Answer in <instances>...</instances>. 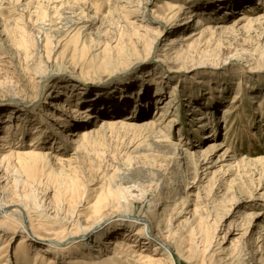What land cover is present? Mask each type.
I'll return each mask as SVG.
<instances>
[{"label":"bare ground","instance_id":"bare-ground-1","mask_svg":"<svg viewBox=\"0 0 264 264\" xmlns=\"http://www.w3.org/2000/svg\"><path fill=\"white\" fill-rule=\"evenodd\" d=\"M105 1L108 5L105 14L101 12L100 6L92 3L91 8L94 10V15L90 16L85 13H79L77 14L79 17L76 21L75 15L68 16L70 20L73 19L77 24L81 25H74L71 29L66 28L69 32L67 35H70V38L76 39L81 34L84 41H91L92 33L88 34L89 31L86 32L89 27L97 22L102 24L103 21L101 22V19H104L105 16L112 17L111 20L115 18V22H124L123 27L130 26L128 28L131 31L126 33V39L124 37L125 41L130 43L131 40L129 39L133 36L136 44L145 43V48L157 54L162 59V63H165V61L179 63L193 53H196L195 51L201 53L202 49L208 47L209 36L218 30L225 32L240 26L249 27L256 22L264 20V7L260 8V11L257 10V12V5L255 4V6H248L244 12H240V15L233 18L231 24H227L224 21L213 22V20H216L215 18L210 19L203 17V15L201 16L198 13L199 11L191 7V3L188 0H164L161 7L162 15L148 10L150 17H146L145 12L147 11L148 4H154L153 0ZM56 2L57 4L53 5ZM59 2L62 4L61 0H46L47 4L52 5L51 8L55 14H59V11H61L60 6H58ZM29 3L34 8L33 11L37 16L35 20H32L34 21V26L42 25L43 21L40 22L39 19H44L45 21V18L48 17V5L44 6L41 2ZM29 3L27 2L26 6L30 5ZM256 3L264 4V0H257ZM4 4L8 3L5 0L0 2V10L6 9L11 16L12 13H16L13 5L8 4L4 6ZM225 10L228 11L229 9ZM183 11H185V16L181 18L180 14ZM99 12L104 17L99 18L97 15ZM0 19L5 24L2 27L3 34H8V31H5V27L10 25L9 22H14L15 27L12 31L14 35L13 42L23 49V52L26 54L31 53L32 50L29 52V48L32 41L27 38L29 34L24 27L25 25L18 24V21H21V19L18 21L14 17L5 19V16L1 15V12ZM153 20L158 21L159 25L169 30V35L165 37L166 39L162 47L157 46L158 39L162 35V30L156 29L157 31L154 30L155 33L150 35L148 25H143V23H149L150 25V22ZM6 23L9 25L6 26ZM21 23L24 24L22 21ZM187 29L188 31H185ZM141 31L143 32L141 33ZM49 44V38H45L44 48L46 47V52L44 51V53L47 56L45 60L47 63L51 58V50L49 51L48 48ZM106 45L100 50H106L108 48ZM87 46V43H80V52L85 50ZM115 47L117 46L115 45L111 48ZM181 65H184V63ZM178 68L181 70V67ZM34 75L35 82H40L36 78L41 75L39 73L38 75L36 73ZM156 83V90H158L160 83L158 81ZM236 87L238 89L236 93H241L242 90L239 91L241 89L240 81ZM178 91V85L173 83L165 102L163 101L158 107L159 109L155 111L154 116L148 119H137L136 116L130 114L119 117L108 115L96 122L94 121L95 116H92L93 108L89 104L82 105L81 102L83 99H87L85 95L86 91H77V89L76 91L73 90L70 96L69 92H67L64 101L59 95L62 92L53 97V100H55L52 103L54 111L44 114L48 118L50 117L52 121L54 120L55 124L43 117V110L41 108L39 111H34V115H32L34 118L36 117L34 119L36 123L33 126H31V120H26L27 122H31L28 124L18 123L19 121H17L15 125V117L12 119V114H8L0 132V264H11L13 262L15 264H117V254H120L124 258V262L121 264H129L128 251L139 246V243H143V247L136 259L137 264H210L212 258L215 262L228 264V260L231 261L243 255L244 258L250 257L252 259L250 264H264V194L258 193L256 191L257 187H253V183H247L246 181L247 173L251 167L258 170L260 180L264 176V153L256 156H247V158L243 156L239 159L235 156L232 149L225 148V144L221 140H213L205 148H199L198 150H189V148L191 149L194 146L193 143L187 144L188 146L183 148V133H178V137H175L176 134L172 130L177 121V114L168 115L169 112L174 111L172 108L175 106L174 102ZM72 95H76V101H73ZM233 99H237V101L232 100L228 106L223 108L222 117L223 119L225 118L224 123H226L225 132L223 133L224 138L229 132L230 120L228 118L237 116L242 120V114L238 112L241 99L237 95ZM202 118V116L198 117V122ZM22 119L24 120V118ZM45 123L48 125H45ZM205 125L208 124L199 123L197 135L200 139L202 137L207 139L212 136V134L204 133L203 129ZM133 128L147 131L145 133L157 141L167 142L173 149L172 154L175 157L179 154L180 161H182V164H186V166H190L191 161L189 163V158L199 155L200 159H198V163L200 165L197 167L196 164L192 172V183L194 184L189 185L185 182L186 192L177 198L170 197L169 199H165L161 195L152 198L146 207L147 210L137 215H134L132 211V200H128L129 196L135 198V194L130 193L132 190L130 189L131 186H123L121 189L124 192L122 191L121 194V191L119 192L118 189H115V194H109L108 188L107 193L99 195L100 192L94 199H86L81 204L84 193L79 189L81 185H79L80 182L78 183V178L73 173L75 165L71 166V162H76L77 158L86 153L91 146L97 144L101 138L112 137L120 130H124L125 132V130ZM248 128L247 126L245 127L249 137L247 142L251 148L254 147L252 139L255 140L256 136ZM24 133L27 135L25 136ZM174 138L178 139L173 140ZM201 143L202 141L199 144ZM55 144H57L56 148ZM49 148L56 149L57 154L51 155V151L48 152L49 150H47ZM69 154L70 156L67 159H63V156H61ZM51 156L54 161L50 159ZM62 162L65 164L63 165ZM55 164L58 166L55 167ZM201 167L203 176L198 177V180L195 181L198 170ZM20 169L23 170V174L21 173V175L24 176L19 180L16 177L14 178V174L12 173L13 179L9 182V171L17 173ZM44 169L47 170L44 171ZM218 172H223L226 175L232 172L229 180L225 178V185L235 187L239 192V197H230V204L232 206L237 202L240 203L243 198L246 201L245 209L242 210L238 207V213H231V208L226 209L225 204H223L226 200V197L223 196L224 193L218 195L217 193L220 191L217 193L211 192L213 178ZM21 175L19 176L21 177ZM39 176H43L52 184H57L51 198L47 197L44 194L46 191H44L38 201V196L35 193L36 189L32 188L34 187V182L38 181ZM18 180L22 183L21 188L17 185L19 184ZM250 185L253 188H250ZM27 186L31 188L28 192L29 188L25 189ZM167 187H169L168 190L171 192V187L164 184V189ZM135 189L137 190V188ZM194 189H196V192L193 193ZM60 191L64 192L61 194H66V192L68 194V191L70 192V198L68 200L65 199L67 201V205H64L65 207L61 206L60 202H56L62 196L59 193ZM210 193L212 194L210 195ZM44 195L45 201L49 199L46 202V205H48L47 211H44L42 209L43 206L40 204L43 201ZM111 195H114L115 198H111ZM111 201L112 203L114 202V205L116 203L121 204L122 202L121 207L117 206L116 209L114 207V210L107 208L111 206ZM191 201L194 202L190 204L193 206L192 214H190L192 216L191 222L177 234L179 224L184 223L189 217L179 221L175 226H171L172 213L169 211V208L179 207L180 210L175 212L180 214L183 205ZM196 201L200 202L197 203ZM260 201L261 204L258 203ZM120 204L118 205L120 206ZM239 209L241 210L240 212ZM219 213L221 214L220 216ZM115 215L118 216L120 222L127 220L126 226L134 230L132 236L126 235L124 238L104 241L99 233L101 232L99 229H105L104 226H108L106 223L110 220L109 217H115ZM231 215L236 216V218L222 225V243L213 244L218 237L216 233L219 231V223L222 222L223 218L227 219ZM114 220L116 221L117 219ZM39 231H43L46 235H40ZM96 231L99 232L97 233ZM93 232L96 234L94 239H89L90 233ZM17 233L20 236L13 246L11 241L15 239ZM109 244L112 246L109 247ZM147 248H150L152 253L146 251ZM111 251L117 252V254L111 253ZM65 259L67 260L66 263Z\"/></svg>","mask_w":264,"mask_h":264},{"label":"rangeland","instance_id":"rangeland-1","mask_svg":"<svg viewBox=\"0 0 264 264\" xmlns=\"http://www.w3.org/2000/svg\"><path fill=\"white\" fill-rule=\"evenodd\" d=\"M1 1L3 2L4 0ZM5 1L11 6L13 5L16 13H12L11 16L6 9H2L0 10L1 15H4L5 19L13 17L17 21L21 19L24 24L21 21H18V24L25 25L24 27L29 34L27 38L32 41L30 42L31 49L29 48V52L32 51L26 54L23 52V49L13 42L14 35L12 31L15 27L14 22H9L12 26L6 23V26H9L5 27V31H8L9 36L6 33L3 34L2 27L5 24L0 19V22H3L0 23V132L8 114H12V119L15 117V125L19 121L18 123L22 122V124L32 122L31 126H33L36 123V120L34 121L36 117L34 118L32 115H34V111H39L41 108L43 110V117L47 121H50V117L48 118L44 113L48 114L54 111L52 103L55 100H53V97L62 92L59 95L64 101L67 96L66 93L69 92L70 96L73 90L76 91V89L77 91H86L87 101L83 99L81 102L82 105L89 104L93 108L92 116H95L94 121L96 122L108 115L119 117L130 114L136 116L137 119H148L154 116L155 111L159 109L158 107L163 101L165 102L172 84L176 83L179 91L174 102L175 106L172 108L174 111L169 112L168 115L177 114V121L172 130L176 134L175 137H178V133H183V148H186L187 144L193 143L194 146L191 149L189 148V150H198L199 148H205L213 140H221L225 144V148L232 149L235 156L239 159L243 156L247 158V156H256L264 153V20L256 22L249 27L240 26L225 32L218 30L219 32L217 31L209 36L208 47L202 49L203 53L195 51L196 53H193L179 63L171 61L162 63V59L157 54L145 48V43L136 44L133 36L129 39L132 42L125 41L126 33L131 31L128 28L130 26H126L127 28L123 27L124 22H115V18L111 20L112 17L105 16V18L101 16L100 12L97 15L99 18L104 17V19H101V22L103 21L102 24L100 22L92 24L86 31H89L88 34L92 33L93 40H89L90 43L89 41H84L81 34L76 39L70 38V35H67L69 33L67 29H71L74 25H81L75 22L79 17L77 14L94 15V10L91 8L92 3L100 6L101 12L105 14L108 9L105 0H61L62 4L58 3L61 10L59 14H55L51 8L52 5L47 4L46 0ZM163 1L153 0L154 4H148L147 11L145 12L146 17H150L148 10L162 15L161 7ZM188 1H190L193 9L199 11L198 13L201 16L203 15V17L210 19L215 18L216 20H213V22L224 21L227 24H231L233 18L240 15V12H244L250 5H257L256 11H260V8L264 7V4L256 3L257 0ZM27 2H41L44 6L48 5V17L45 18V21L44 19H39L40 22L43 21L42 25L34 26V21L32 20H35L37 16L30 3V5H27L28 7L26 6ZM8 4H4V6ZM54 4H57V2ZM225 9L229 10L226 11ZM70 15H75V21L68 18ZM184 16L185 11L180 14L181 18ZM1 17L4 18L3 16ZM145 24L150 29V35H153L152 33H155L158 29L162 30V35L157 42V46L162 47L166 39L165 37L169 35L168 28L164 29L156 20L151 21L150 25L149 23H143V25ZM185 31H188V29ZM149 37L151 38V36ZM45 38H49L50 40L48 48L49 51L51 50V58L48 63L45 61L47 56L44 53V51L46 52V47L44 48ZM82 42L87 43L88 46L80 52L79 45ZM105 45L108 48L101 51L100 49ZM115 45L117 47L111 48ZM182 63L184 65H181ZM177 67H181V70L177 69ZM35 73L36 75L38 73L41 75L36 78L40 82H35L33 77ZM155 81L160 83L158 90H156L155 84L157 83ZM239 81L241 85L239 91L242 90V92L237 94L238 89L236 86ZM235 95L241 99L239 102L241 107L239 106L238 112H241L242 120L237 116L229 117V132L224 138L223 133L225 132L226 123H224L225 118L223 119L222 117L223 108L228 106L232 100L237 101V99H233ZM71 97L73 101H76V95H72ZM197 108L199 110L194 111ZM97 114L98 117L96 118ZM201 116L203 118L198 122L199 120L197 119ZM26 120H31V122H27ZM51 122L53 124L56 123L54 120H51ZM201 122L208 124L204 126L203 131H205V134H212L211 137L207 139L202 137V140L198 137L197 130H199V123ZM45 125L48 124L45 123ZM246 126L256 136L255 140L252 139L254 147L251 148L247 142L249 137L246 133ZM125 132L124 130H120L112 137L101 138L97 143L98 145L91 146V149L89 148L86 153L75 160L76 162H71V166L75 165L73 173L77 176L78 183H81H79L81 185L79 189L84 193L81 204L86 199H94L100 192L99 195L107 193L108 188L109 194H115V189H118L119 192L121 191V194L123 186H131L130 189L132 190L130 193L135 194V198L129 196L128 200H132L133 205L131 208L134 215H137L147 210L146 207L152 198L159 195L165 199H169L170 197L177 198L186 192L185 182L189 185L194 184L192 183V172L196 164L197 167L200 165L198 163V159H200L199 155L189 158V163L191 161L190 166H186V164H182V161H180L179 154L176 157L172 154L173 149L167 142L155 140V138L145 133L147 132L145 130L133 128L127 129ZM24 135L26 136L27 134L24 133ZM177 139L174 138L173 140ZM200 140L202 141L201 144H199ZM56 147L57 144H55ZM47 150H49L48 152L51 151V155L57 154L56 149L49 148ZM61 156H63V159H67L70 154ZM50 159L54 161L52 156ZM62 164L64 165L65 163L62 162ZM57 166L55 164V167ZM202 172L201 167L198 170L195 181L198 180V177L203 176ZM21 173L23 174L22 169L17 173L10 170L8 173L9 182L13 179L12 175L14 178L16 177L20 180L24 176ZM231 173L226 175L223 172H218L213 178L211 192L217 193L220 191L217 193L218 195L224 193L223 196L226 197V200L223 202L225 208H231V213H238V207L242 210L245 209L246 201L242 198L240 203L237 202L238 204L236 203L231 206L229 198L234 196L239 197V192L235 187L225 185L224 180L225 178L229 180ZM247 175V183H253V187H257L256 191L264 194V176L260 180L258 170L252 167ZM19 180V184L17 185L21 188L22 183ZM53 184L43 176L38 177V181L34 182V187L32 186V189H36L35 193L38 196V201L44 191H46L44 194L47 197H52L54 189L57 186V184ZM164 184L170 186L172 191L169 192V187L164 189ZM46 186H48V189ZM29 187L27 186L25 189L27 190ZM253 187L250 185V188ZM134 188H137V190H134ZM62 192L60 191L59 193L61 194ZM194 192H196V189H194ZM45 195L40 204L43 206L42 209L47 211L48 205H46V202L49 199L45 201ZM61 195L60 200L56 202H60L61 206L65 207L64 205H67L66 200L70 198V192L68 191V194L66 192V194ZM111 196V198H115L114 195ZM218 199L220 198L218 197ZM196 202L199 203L200 201ZM193 203L191 201L184 204L180 214L175 212L180 210L179 207L175 206L173 207L174 209L172 208L173 210L169 208V211L172 213L171 226H175L179 221L189 217L184 223L179 224L177 234L190 224L192 218L190 214H192L193 208L190 204ZM258 203L261 204V201ZM110 204L111 206L107 208L114 210V207L115 209L117 206L121 207L122 202L121 204L116 203L114 205V202L112 203L111 201ZM109 218L110 220L106 223L108 226H104L105 229L102 228L103 230L99 229L101 232L98 231L101 234L102 240L113 241L124 238L126 235L132 236L134 230L126 226L127 220L120 222L116 215ZM235 218L236 216L232 215L227 219L223 218L222 222L219 223V231L216 233L218 237L213 244L222 243V225L227 224L228 221H232ZM114 219L117 220L115 221ZM39 234L46 235L43 231H39ZM90 234L89 239H94L96 234L94 232ZM19 236L20 234L17 233L15 239H12L11 243H13V246L16 244ZM108 246L112 245L109 244ZM142 247L143 243H139V246L128 251L129 264H137L136 259ZM150 248H147L146 251L152 253ZM111 253L114 252L111 251ZM114 254H117V252ZM117 256L116 263H123L124 258L120 254H117ZM251 262L252 259L250 257L244 258V255L240 258L227 261L228 264H250ZM210 264L222 263L215 262L212 258Z\"/></svg>","mask_w":264,"mask_h":264}]
</instances>
